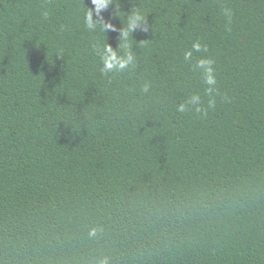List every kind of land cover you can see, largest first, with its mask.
Wrapping results in <instances>:
<instances>
[{"label":"trees","instance_id":"1","mask_svg":"<svg viewBox=\"0 0 264 264\" xmlns=\"http://www.w3.org/2000/svg\"><path fill=\"white\" fill-rule=\"evenodd\" d=\"M105 262L264 264V0H0V264Z\"/></svg>","mask_w":264,"mask_h":264},{"label":"clouds","instance_id":"2","mask_svg":"<svg viewBox=\"0 0 264 264\" xmlns=\"http://www.w3.org/2000/svg\"><path fill=\"white\" fill-rule=\"evenodd\" d=\"M91 3L94 5V12L97 16L100 15V13L108 8V6L112 3V0H91ZM226 15H231L230 10H226ZM145 20V17L142 13L139 11L133 12L129 17V23L128 27L124 28L121 31V39L125 41L124 47H127V41L129 33L134 30L135 27L139 26L141 22ZM85 23L86 26L89 29L97 28L98 26L101 28L102 31L106 32L109 28L114 27L113 25L104 24L103 20L94 21L93 20V10L88 9V12L85 17ZM201 45L199 42L193 43V51L199 52L201 50ZM105 52L107 53L106 56L101 58V63L103 65V69L105 72H111L113 70L117 71H123L126 69L130 64L133 63V55L131 51H128L125 53L124 56H117V50H113L111 46L105 45ZM119 50V49H118ZM185 60L190 61L192 57V52H186L184 54ZM214 61L210 58H200L195 63V68L202 71V74L204 76L205 83L208 85H215L216 79L213 75L214 68H213ZM194 102H198L199 97H194ZM179 111H184V105H181L179 107ZM106 264V262H105Z\"/></svg>","mask_w":264,"mask_h":264}]
</instances>
